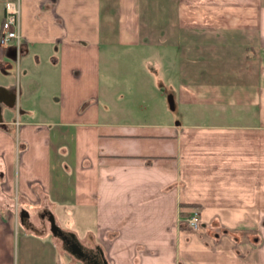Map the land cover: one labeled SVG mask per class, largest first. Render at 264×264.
Segmentation results:
<instances>
[{
    "label": "crops",
    "instance_id": "1",
    "mask_svg": "<svg viewBox=\"0 0 264 264\" xmlns=\"http://www.w3.org/2000/svg\"><path fill=\"white\" fill-rule=\"evenodd\" d=\"M7 2L23 46H0V264H57L44 229L21 253L15 192L108 264H264V0H0V33ZM128 49L157 52L166 88L103 77L131 72Z\"/></svg>",
    "mask_w": 264,
    "mask_h": 264
},
{
    "label": "rangeland",
    "instance_id": "2",
    "mask_svg": "<svg viewBox=\"0 0 264 264\" xmlns=\"http://www.w3.org/2000/svg\"><path fill=\"white\" fill-rule=\"evenodd\" d=\"M165 51H158L160 58H162L163 56L161 55V53H163ZM145 53L147 55H145ZM154 53V54H153ZM157 52L155 50H150V49H137V50H133V49H128L125 50L122 53L118 54V58L119 60L122 62V66H125L128 69H131L130 71H120V72H116V77L114 76V74L110 75L109 72H105L103 73V77L106 79H109L112 83H116L118 82L120 79H126L125 84L131 85L132 83H136L135 81L141 80L145 78V80H153V82L155 84H158V88L159 90L166 88L165 84L163 85V83H161V85H159V83L161 81L164 80V72H167V70H165L164 72L161 71V69L158 67V60L157 56L155 55ZM194 57H192L193 59ZM198 59V56L196 57ZM175 58H173V62L175 64ZM188 61H191V57L190 55H181L180 56V62H179V72L181 77L183 78H190L189 75V70H187V65H188ZM171 62V61H170ZM169 73V72H168ZM20 71L19 73L16 74V78H20ZM146 77H143V76ZM108 80V81H109ZM122 82V81H121ZM122 84V83H120ZM230 98L234 101V98L230 96ZM165 100V105L171 108H175L174 110L172 109L169 114L172 116H179L180 115V110H179V105H177V103L175 104L173 102V97H169L168 100ZM142 100L137 101V103H133L130 106H132L131 108L133 109V112H125V113H120L118 111H115L116 113V118L120 121L119 123L122 124H128L131 121H141L142 120V115L139 112V110L143 109V105H146L144 102H141ZM167 101V102H166ZM232 102V101H231ZM129 105V103H128ZM181 106V105H180ZM182 108V106L180 107V109ZM233 109H235L234 107H229V111L228 113L231 114L233 113ZM166 116H168V114L166 113ZM177 118H175L174 120L176 121ZM178 120V119H177ZM188 120H192L191 117L188 118ZM163 121H166L163 120ZM221 122H235L234 119H226V120H218ZM24 202L22 201L21 197L19 196V194H17L15 192V194L12 197V207L17 208L18 211L16 213H18L16 215L17 217V221L18 224L20 226V229L18 230V232L20 233V251L21 253L24 252L25 247V243L23 242L25 240L24 235L22 232L23 228H26V230H30L33 232H36L37 229H44V231L49 232L51 234V236L53 238H55L56 240V247H57V264H83L81 260L77 259L75 256H73L72 254H70L68 251H66L63 247V242L61 239L55 237L51 230H50V221H49V213H46L45 211V206L47 205H40L37 204L35 206V210L32 213L27 214V209L25 208ZM198 208V207H197ZM199 209V208H198ZM200 210V209H199ZM60 226L61 227H65V228H70L75 232H79L82 235V230L78 225H74V226H70L69 223L65 222L64 220H62L60 218ZM89 243V242H88ZM87 243V244H88ZM90 245V244H88ZM97 251V250H95Z\"/></svg>",
    "mask_w": 264,
    "mask_h": 264
},
{
    "label": "built area",
    "instance_id": "3",
    "mask_svg": "<svg viewBox=\"0 0 264 264\" xmlns=\"http://www.w3.org/2000/svg\"><path fill=\"white\" fill-rule=\"evenodd\" d=\"M20 6L16 2H7L5 5V19L0 33V46L14 48L18 54L23 46V36L20 30ZM191 231L197 232L203 228L201 211L194 208L182 221Z\"/></svg>",
    "mask_w": 264,
    "mask_h": 264
},
{
    "label": "water",
    "instance_id": "4",
    "mask_svg": "<svg viewBox=\"0 0 264 264\" xmlns=\"http://www.w3.org/2000/svg\"><path fill=\"white\" fill-rule=\"evenodd\" d=\"M49 221H50V230L52 234L55 237L62 240L64 249L73 256H75L77 259L84 261L85 258L87 257V253L85 252L86 248L83 246V244H81V242L78 240L76 235L73 232H67L63 230L57 224L53 214L49 215ZM104 264H108L105 258H104Z\"/></svg>",
    "mask_w": 264,
    "mask_h": 264
},
{
    "label": "flooded vegetation",
    "instance_id": "5",
    "mask_svg": "<svg viewBox=\"0 0 264 264\" xmlns=\"http://www.w3.org/2000/svg\"><path fill=\"white\" fill-rule=\"evenodd\" d=\"M85 252L87 257L82 261L83 264H104V257L99 251L85 249Z\"/></svg>",
    "mask_w": 264,
    "mask_h": 264
}]
</instances>
